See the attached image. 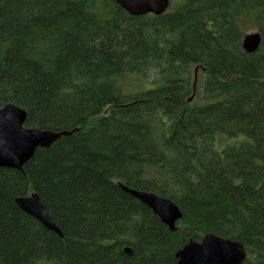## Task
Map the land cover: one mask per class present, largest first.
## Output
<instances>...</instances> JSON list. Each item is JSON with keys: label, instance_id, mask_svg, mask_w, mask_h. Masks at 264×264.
Returning <instances> with one entry per match:
<instances>
[{"label": "trees", "instance_id": "16d2710c", "mask_svg": "<svg viewBox=\"0 0 264 264\" xmlns=\"http://www.w3.org/2000/svg\"><path fill=\"white\" fill-rule=\"evenodd\" d=\"M175 1L0 0V107L68 133L0 168V264H176L209 233L264 264V0ZM119 183L173 201L176 230Z\"/></svg>", "mask_w": 264, "mask_h": 264}, {"label": "water", "instance_id": "95a60500", "mask_svg": "<svg viewBox=\"0 0 264 264\" xmlns=\"http://www.w3.org/2000/svg\"><path fill=\"white\" fill-rule=\"evenodd\" d=\"M131 16L145 14L161 15L170 6V0H113ZM261 44L258 32L244 36L242 46L247 53L256 52ZM27 112L14 104L0 107V168L22 170L38 148L50 147L67 132L56 133L25 127ZM127 193L139 199L157 214L170 230H176V223L183 216L180 208L171 200L156 194L137 191L119 183ZM17 206L26 214L38 220L43 227L57 234L61 231L51 219L37 193L16 199ZM132 254L130 248H125ZM176 264H242L247 258L245 246L231 239L209 233L200 242L190 241L175 254Z\"/></svg>", "mask_w": 264, "mask_h": 264}, {"label": "rangeland", "instance_id": "374dc122", "mask_svg": "<svg viewBox=\"0 0 264 264\" xmlns=\"http://www.w3.org/2000/svg\"><path fill=\"white\" fill-rule=\"evenodd\" d=\"M171 2H172V0H171ZM174 3H176V1L174 0ZM257 30L256 29H254V30H251V32L250 33H255ZM126 84H127V82H126ZM126 86H128V85H126ZM131 86V85H130ZM129 88V87H128ZM132 89V88H131ZM131 89H129V90H131ZM30 196V195H29Z\"/></svg>", "mask_w": 264, "mask_h": 264}, {"label": "bare ground", "instance_id": "6f19581e", "mask_svg": "<svg viewBox=\"0 0 264 264\" xmlns=\"http://www.w3.org/2000/svg\"><path fill=\"white\" fill-rule=\"evenodd\" d=\"M40 148H44V147H40ZM47 148H49V147H47ZM36 151H37V150H36ZM35 153H36V152H35ZM34 156H35V155H34ZM33 158H34V157H33ZM33 158H32V159H33ZM32 159H31V160H32ZM129 255H131V254H129Z\"/></svg>", "mask_w": 264, "mask_h": 264}]
</instances>
